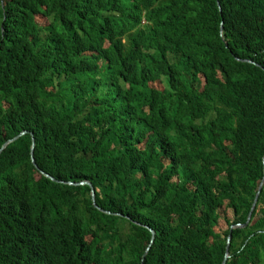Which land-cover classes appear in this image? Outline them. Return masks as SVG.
I'll return each mask as SVG.
<instances>
[{
  "label": "trees",
  "instance_id": "16d2710c",
  "mask_svg": "<svg viewBox=\"0 0 264 264\" xmlns=\"http://www.w3.org/2000/svg\"><path fill=\"white\" fill-rule=\"evenodd\" d=\"M23 129L0 264H221L229 233L264 264V0H0V146Z\"/></svg>",
  "mask_w": 264,
  "mask_h": 264
},
{
  "label": "water",
  "instance_id": "95a60500",
  "mask_svg": "<svg viewBox=\"0 0 264 264\" xmlns=\"http://www.w3.org/2000/svg\"><path fill=\"white\" fill-rule=\"evenodd\" d=\"M220 27H221V30H222V26H220ZM24 132H26L25 129L21 130L17 135L13 136L12 138H9V139L5 140V141L2 143V145L0 146V151H1V149L6 145L7 142L11 141V140L14 139L15 137H17L19 134H22V133H24ZM33 143H34V138L32 137V143H31V160H32V162L35 164V166H37V165H36V162H35V160H34L33 152H32ZM40 172H42V173L45 174L46 176L50 177L51 179L56 180V178H54V177H53L52 175H50L49 173L43 171L42 169H40ZM263 181H264V175L262 176V178H261V180H260V182H259V184H258V188H257V191H256V193H255V196H254V200H253V203H252L251 209L253 208V206H254V204H255V202H256V200H257L258 193H259V191H260V189H261V187H262ZM69 182H71V181H69ZM77 183H88V184L90 185V187H91V199H92V201H93V204H94L95 206H97V204L95 203L94 188H93L92 184L90 183V181H89V180H80V181H78ZM250 211H251V210H250ZM250 211H249V213H248V215H247V220H246V222H247L248 219L250 218V214H251ZM246 222H244V223H236V225H244V224H246ZM231 227H233V225H231ZM148 228H149L150 231H151V237H150V241H149L148 245L146 246L145 250L143 251V256L145 255L146 251L149 249L150 244H151V242H152V240H153V238H154V230H153L151 227H148ZM230 237H231V234L229 233L228 236H227V239H226L227 244H226L225 253H224V256H223V259H222L221 264H225V261H226L227 257L230 255V251H229Z\"/></svg>",
  "mask_w": 264,
  "mask_h": 264
}]
</instances>
